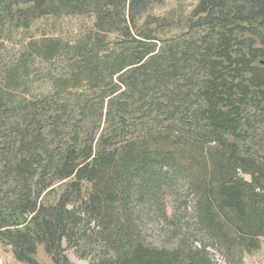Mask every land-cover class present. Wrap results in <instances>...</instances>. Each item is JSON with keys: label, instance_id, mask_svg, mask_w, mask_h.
I'll use <instances>...</instances> for the list:
<instances>
[{"label": "trees", "instance_id": "16d2710c", "mask_svg": "<svg viewBox=\"0 0 264 264\" xmlns=\"http://www.w3.org/2000/svg\"><path fill=\"white\" fill-rule=\"evenodd\" d=\"M165 1L0 0V248L15 264H41L40 247L51 264H75L70 249L87 264H243L257 250L264 0L151 13ZM74 17L93 26L73 41L6 47Z\"/></svg>", "mask_w": 264, "mask_h": 264}, {"label": "rangeland", "instance_id": "374dc122", "mask_svg": "<svg viewBox=\"0 0 264 264\" xmlns=\"http://www.w3.org/2000/svg\"><path fill=\"white\" fill-rule=\"evenodd\" d=\"M197 4V0H166L162 6L153 7L151 13L157 16H179L184 15L188 16L190 12L194 9ZM93 26V21L89 18H64L58 21L50 20H41L33 24L30 30L28 31H18L19 35H22L21 38L16 39L12 44H6L8 50H14L20 52L22 49L21 46L25 45L30 38L34 40H40L44 37H58L66 41H73L78 37L84 35L88 30ZM10 48V49H9ZM248 179V178H246ZM168 215L171 218V221L174 219L179 220L180 225L183 226V200H174L171 199L168 201ZM178 210L179 218L173 216L174 209ZM68 257L75 264H87V261L79 259L74 250L70 249L67 251ZM243 264H264V237L258 241V248L253 253L245 254L242 257ZM37 260L41 264H51L50 259L44 253L43 247L39 248L37 253ZM216 261L219 264H226L223 259L216 255ZM0 264H15L11 255L7 250L0 248Z\"/></svg>", "mask_w": 264, "mask_h": 264}]
</instances>
